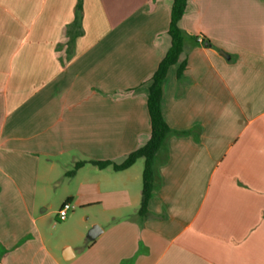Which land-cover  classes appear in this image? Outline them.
<instances>
[{"label":"crops","instance_id":"crops-1","mask_svg":"<svg viewBox=\"0 0 264 264\" xmlns=\"http://www.w3.org/2000/svg\"><path fill=\"white\" fill-rule=\"evenodd\" d=\"M77 3L0 0V264H264V0H187L146 218L142 159L88 162L148 140L172 0Z\"/></svg>","mask_w":264,"mask_h":264},{"label":"trees","instance_id":"trees-1","mask_svg":"<svg viewBox=\"0 0 264 264\" xmlns=\"http://www.w3.org/2000/svg\"><path fill=\"white\" fill-rule=\"evenodd\" d=\"M187 0H172L170 7V17L167 29V35L170 39V47L159 62L156 70L149 79L146 106L150 122L149 138L142 146L128 154L125 159L115 164L110 161H90L98 169L111 167L114 172L123 171L132 166L137 160H143V169L141 174V197L137 211L138 216L146 218L148 216L147 205L155 189L154 183V159L157 152L162 147L164 141L170 134V128L162 116V84L169 67L179 64L176 72L177 79L182 77L185 69V63L179 62L180 55L184 48V32L179 28V22L184 15ZM81 11V0L76 5V15L73 26L79 24ZM196 41V39H195ZM85 162L75 163L67 175H72L76 169Z\"/></svg>","mask_w":264,"mask_h":264},{"label":"built area","instance_id":"built-area-1","mask_svg":"<svg viewBox=\"0 0 264 264\" xmlns=\"http://www.w3.org/2000/svg\"><path fill=\"white\" fill-rule=\"evenodd\" d=\"M197 42L198 43H202V39L201 38H198L197 39ZM73 206L71 205L70 202L68 201H65L63 202V204L61 205V207L58 209L57 211V216L60 220H64L67 216V214L71 211H73Z\"/></svg>","mask_w":264,"mask_h":264},{"label":"water","instance_id":"water-1","mask_svg":"<svg viewBox=\"0 0 264 264\" xmlns=\"http://www.w3.org/2000/svg\"><path fill=\"white\" fill-rule=\"evenodd\" d=\"M221 54H223L221 52ZM96 228H93L92 230L89 231L87 237L89 240H93L95 237H96V231H95Z\"/></svg>","mask_w":264,"mask_h":264},{"label":"rangeland","instance_id":"rangeland-1","mask_svg":"<svg viewBox=\"0 0 264 264\" xmlns=\"http://www.w3.org/2000/svg\"><path fill=\"white\" fill-rule=\"evenodd\" d=\"M142 185V184H141ZM78 211L77 210H75L74 212H73V214H71L72 212H69L67 215H68V219L72 216V215H74V214H76ZM88 233H89V231L87 232V235H88Z\"/></svg>","mask_w":264,"mask_h":264}]
</instances>
